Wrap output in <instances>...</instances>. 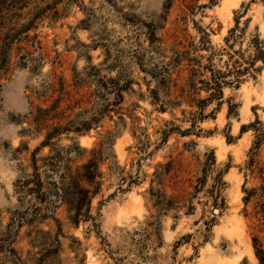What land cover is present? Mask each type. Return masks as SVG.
I'll use <instances>...</instances> for the list:
<instances>
[{
    "label": "rangeland",
    "instance_id": "1",
    "mask_svg": "<svg viewBox=\"0 0 264 264\" xmlns=\"http://www.w3.org/2000/svg\"><path fill=\"white\" fill-rule=\"evenodd\" d=\"M10 4L1 32L31 29L0 78V237L25 216L5 238L23 264H258L264 145L246 163L264 130V65L233 76L264 44V0ZM210 69L231 72L221 99L199 83ZM52 149L74 169L100 151V190L77 224L22 187L34 151ZM243 188L255 191L246 206Z\"/></svg>",
    "mask_w": 264,
    "mask_h": 264
},
{
    "label": "trees",
    "instance_id": "2",
    "mask_svg": "<svg viewBox=\"0 0 264 264\" xmlns=\"http://www.w3.org/2000/svg\"><path fill=\"white\" fill-rule=\"evenodd\" d=\"M11 2L12 4H18L20 0H5ZM253 1V0H251ZM209 4H214V0H209ZM9 5V6H10ZM202 8V7H201ZM204 8V7H203ZM1 25V24H0ZM2 27L0 26V29ZM31 29L29 24L25 26H21L20 30L10 29L5 33H2L0 30V78L2 72L9 64V56L7 51L10 50L9 43H12L16 39V35H20L22 33H26ZM234 30L230 31V34H234ZM228 42V39H226ZM254 55L250 58L249 62H246L245 67L239 65L234 72V82H239V78L245 74L251 72H258L260 68H256V64L261 62L264 65V44L262 42H258L254 48ZM193 73H197L199 70L192 69ZM211 78L209 81L205 82L204 80H200L199 83L204 85L205 89L210 92V97L207 100L221 99L222 98V86L226 84L225 79L231 73L229 70L227 73L216 71L210 69ZM233 79V78H232ZM233 82V80L231 81ZM205 101H200V107H203ZM201 112L199 113V115ZM61 128L54 127L52 132L47 134L46 140L48 143L44 142L42 147L49 146V141L55 133ZM75 131L80 132V130L75 129ZM256 137L253 142V146L250 148L248 154V161L246 163L247 170H253V166L255 163V156L258 150L262 145H264V130H255ZM37 150L34 151L31 158V168L32 173L29 176L28 180L23 182L22 187L25 188L26 192L31 193L38 202L44 205L46 209H55L56 203H63L66 205L68 209V213L70 215L69 219L77 224L81 217H89V207L91 203V199L93 196L100 190V181L101 174L99 172L98 165V156H100L99 152H92V158L88 160L87 163L75 167H72V162L70 161L69 155L67 151L63 149L60 150H51L50 154L44 158L37 159ZM41 162V165H38V162ZM263 169L259 170V173H263ZM92 188V189H91ZM264 194V187L261 188ZM243 204L246 206L250 199L255 194V191L252 189L247 191L243 188ZM260 216L261 224L264 225V203L260 205V209L256 212V215ZM25 216L19 213H15L13 216L11 223L8 224L5 233L2 237H0V253H5L9 262L11 264H23L21 257L18 255V252L7 243V239L10 235H12V227L15 225L20 227L25 222ZM12 226V227H11ZM16 227V228H17ZM7 243V244H6ZM252 246L254 249V255L258 264H264V246L259 242L257 237L252 238Z\"/></svg>",
    "mask_w": 264,
    "mask_h": 264
}]
</instances>
